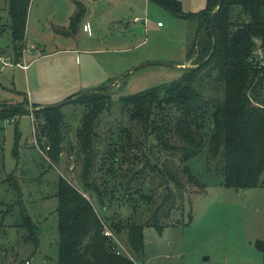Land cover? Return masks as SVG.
Segmentation results:
<instances>
[{
	"label": "rangeland",
	"instance_id": "rangeland-1",
	"mask_svg": "<svg viewBox=\"0 0 264 264\" xmlns=\"http://www.w3.org/2000/svg\"><path fill=\"white\" fill-rule=\"evenodd\" d=\"M179 1L183 13L198 11L206 4V0ZM80 7L85 10L73 28L70 17ZM28 10V34L14 46L7 0H0V99L26 100L27 107L38 108L101 84L107 86L92 92L107 96L90 105L73 100L61 104L63 140L56 163L40 152L45 136L34 126L32 112L0 118V264L55 263L57 178L61 175L83 189L80 174L86 151H82L77 131L83 114L93 108L99 110L94 128L98 154L91 175L98 177L97 182L103 180L105 188L101 203L94 200L95 206L104 228L132 259L140 264H264V250L257 246L258 240L264 242L262 186H224L220 177L206 170L203 153L192 157L188 165L201 185L186 182L183 197L164 217L162 231L145 226L143 250L135 254L123 225L146 220L149 204L138 194L125 199L120 189L115 190V175L106 173L115 169L109 150L115 146L116 134L130 124L125 111L129 105L122 107L123 98L157 84L173 83L182 67L194 65V55L187 57L186 49L196 20L175 16L154 0H30ZM84 18L89 20L90 33L82 28ZM137 24L143 26L141 34L128 29ZM22 51L38 57L32 66L23 68L22 61L16 62ZM121 80L123 88L112 93ZM154 142L153 138L143 142L140 152L146 155V145ZM154 150L160 161L165 160L164 153L156 146ZM133 151L139 152V148ZM145 192L158 201L156 192ZM20 209L29 216L31 231L21 226ZM111 225L120 231L115 234Z\"/></svg>",
	"mask_w": 264,
	"mask_h": 264
},
{
	"label": "trees",
	"instance_id": "trees-1",
	"mask_svg": "<svg viewBox=\"0 0 264 264\" xmlns=\"http://www.w3.org/2000/svg\"><path fill=\"white\" fill-rule=\"evenodd\" d=\"M154 1L175 16L196 20L186 49V56L191 58L193 54L195 61L182 67L181 76L173 83L126 95L121 103L122 107L129 105L125 111L130 124L116 134L115 146L109 150L115 169H107L106 173L115 175V190L120 189L125 199L138 194L149 204L146 220L123 225L129 248L135 254L143 250L145 226L162 231L164 217L183 197L186 182L201 185L188 165L192 157L203 153L206 170L220 177L224 186L264 188V0H223L218 7V0H206L200 10L186 13L179 0ZM29 3L7 0L14 46L25 37ZM84 10H75L70 17L71 27ZM106 96L89 92L73 101L90 105ZM28 112L26 100L13 103L0 99V118ZM61 113V105L41 106L31 113L36 116L34 126L37 124L44 133L49 145L47 155L54 163L63 140ZM98 115L97 109L86 111L77 131L82 151H86L80 174L83 189L61 175L57 178L58 248L54 264H137L135 259L116 253V241L103 233L105 223L95 206L101 203L105 190L103 180L97 182L98 177L91 175L98 154L94 129ZM41 118L43 123L39 122ZM151 138L155 142L146 145L145 155L140 149ZM154 146L165 154V160H159ZM135 162L140 165L134 167ZM145 189L156 192L158 201ZM129 205L135 210L134 204ZM18 216L21 226L31 231L29 216L21 209ZM191 217L190 213L188 222ZM111 228L115 234L120 231L114 225ZM257 246L264 250L262 240Z\"/></svg>",
	"mask_w": 264,
	"mask_h": 264
},
{
	"label": "water",
	"instance_id": "water-1",
	"mask_svg": "<svg viewBox=\"0 0 264 264\" xmlns=\"http://www.w3.org/2000/svg\"><path fill=\"white\" fill-rule=\"evenodd\" d=\"M223 0H218V4H217V7L222 3ZM215 12H216V9H214L211 13V16H210V24L213 22V19H214V15H215ZM129 31L135 33V34H141L143 32V26L141 24H137V25H133L131 27L128 28ZM123 85H124V82L121 80L119 82V84L115 87V90L111 91L112 93L114 92H118L120 91V89L123 88ZM107 85L106 84H101V85H97V86H94V87H91V88H88L84 91H81L80 93H78L75 97H70L68 99H65L59 103H56V104H49V105H45V107H50V106H54V105H61L63 104L64 102H67V101H71V100H74L78 97H81V96H84L86 95L87 93L89 92H92V91H95V90H98L100 88H103V87H106ZM36 108H29L28 107V110L30 112H33ZM204 259H207V257H205Z\"/></svg>",
	"mask_w": 264,
	"mask_h": 264
},
{
	"label": "crops",
	"instance_id": "crops-1",
	"mask_svg": "<svg viewBox=\"0 0 264 264\" xmlns=\"http://www.w3.org/2000/svg\"><path fill=\"white\" fill-rule=\"evenodd\" d=\"M29 11V10H28ZM28 15H29V13L27 12V18H26V26H25V35H27L28 34V24H29V19H28ZM80 19V18H79ZM86 21H88L89 22V20L87 19V18H84L83 19V22H82V24L84 23V22H86ZM158 26H161V24H157ZM42 43H43V41H42ZM43 44H45V43H43ZM72 45V44H71ZM30 48H35L34 47V45L33 44H30ZM23 49H25L26 50V52H27V50L29 49L28 47H26V45H25V47L23 48ZM77 48L75 47L74 48V50H76ZM67 50H73V48H69V49H67ZM58 50H53V53H55V52H57ZM83 51H86V50H83ZM47 53H51V52H47ZM26 53L24 52V51H22L19 55H18V58L17 59H15V60H17L16 62L18 63V62H20V61H22L21 63H19V64H22V65H25V67H23L22 65V67L23 68H27L29 65H33V63L38 59V57H35V56H30V54H31V51L30 52H28L27 54H29V55H25ZM52 54V53H51ZM28 59V60H27ZM70 95H72V94H70ZM67 96V94L65 95V97ZM33 103H36V104H41L42 105V103L41 102H34V101H32Z\"/></svg>",
	"mask_w": 264,
	"mask_h": 264
},
{
	"label": "built area",
	"instance_id": "built-area-1",
	"mask_svg": "<svg viewBox=\"0 0 264 264\" xmlns=\"http://www.w3.org/2000/svg\"><path fill=\"white\" fill-rule=\"evenodd\" d=\"M135 20H136V18H135ZM157 24H161L160 22H157ZM82 28H83V30H85L87 33H90L91 32V26H90V23L88 22V21H86V22H84L83 24H82ZM25 50V49H24ZM23 67H25V65H22ZM33 133H34V128H33V131H32ZM42 147L43 148H41V147H39L40 148V152L43 154V155H45V157H48V155H47V149L49 148V145L47 144V143H44L43 145H42ZM103 233L105 234V235H109V236H113V234L108 230V228L107 227H105L104 228V230H103ZM117 241V240H116ZM118 247V248H117ZM117 247H116V253H118V254H126L128 257H130L131 259H132V257H131V255H129V252L121 245V244H118L117 245ZM27 262L28 261H26V263L25 264H27ZM137 264H140V263H137Z\"/></svg>",
	"mask_w": 264,
	"mask_h": 264
}]
</instances>
